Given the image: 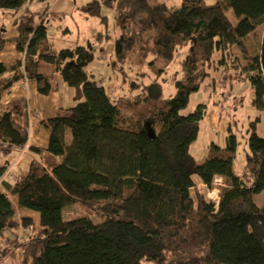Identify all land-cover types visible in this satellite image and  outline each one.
<instances>
[{
    "label": "trees",
    "instance_id": "trees-1",
    "mask_svg": "<svg viewBox=\"0 0 264 264\" xmlns=\"http://www.w3.org/2000/svg\"><path fill=\"white\" fill-rule=\"evenodd\" d=\"M33 1L0 0V12L17 15ZM104 4L115 11L120 30L114 69L123 71L136 45L133 24L145 15L140 32L148 35L139 43L140 57L173 61L188 48L180 59L186 74L175 79L170 98L156 80L132 82L133 97L114 98L87 71L95 59L91 44L50 51L44 19L50 6L37 26L15 18L14 38H3L6 26L0 24V52L13 45L22 56L0 63V142L19 150L28 145V102L5 103L27 80L48 96L61 78L78 91L75 100L83 97L41 122L48 147L34 149L38 159L19 179L8 182L0 168V264H264V206L254 201L264 190V138L253 125L242 173L234 169L238 142L232 127L225 146L212 144L198 162L190 148L208 106L184 113L212 71H222L224 80L249 81L254 103L264 105V36L257 47L247 43L264 28V0H183L175 10L148 0ZM100 6L83 9L99 16ZM216 188L217 202L208 197ZM11 196L19 208L39 214L38 226L31 217L17 220ZM72 207L80 214L68 216ZM21 229L26 234L19 236ZM6 234L15 235L14 242L5 244Z\"/></svg>",
    "mask_w": 264,
    "mask_h": 264
},
{
    "label": "rangeland",
    "instance_id": "rangeland-1",
    "mask_svg": "<svg viewBox=\"0 0 264 264\" xmlns=\"http://www.w3.org/2000/svg\"><path fill=\"white\" fill-rule=\"evenodd\" d=\"M55 0H51L52 5ZM150 4L165 2L170 10L181 7L183 0H148ZM206 3H215L218 0H204ZM226 2L227 0H222ZM39 0L29 3L25 9L21 10L17 15L8 12H0V24L6 26V35L16 31L13 29V21L15 18H21L29 22L33 26H37L41 21V15L44 14L45 6L38 5ZM91 3H99L100 15H91L85 11L84 6ZM53 12L45 17V23L49 27L50 51L58 53L63 48H73L76 45L88 46L91 44L95 50V59L88 66L87 71L94 77V80L101 82L102 85L109 88L114 98L117 97H133L137 93V89L132 82L148 85L153 81H157L163 87V97L170 98L175 93V79H181L185 76L186 70L181 65L180 59L185 56L188 48L180 52V56L173 61L165 60L161 57L150 55L143 59L138 52V46L148 33L140 32V24L145 19V15L136 19L133 29L136 32V45L127 54L124 60L123 71L114 69L112 63L114 61L113 48L116 39L120 34V30L116 25L115 11L104 4V0H59L57 7L53 8ZM58 12V15H54ZM230 21L236 25L238 18L233 10L227 11ZM102 17L105 18L102 22ZM153 33V32H152ZM264 36V28L260 27L255 30L247 39L249 45L257 47L258 43ZM118 68L121 64L117 65ZM121 68V67H120ZM221 72H211V76L202 86L200 91L194 93L190 97V102L184 113L193 111L198 105L205 104L209 108L212 107L214 101H222L221 109L231 123L232 131L237 137L238 147L236 159L234 161V169L237 173H242L246 154L249 150V136L251 128L256 125L257 132L260 137L264 138V105L254 103L255 96L249 81H239L237 79L224 80L221 79ZM60 81L62 79L60 78ZM215 84V85H214ZM73 90V97L79 96L78 91ZM68 93L62 91V96L67 97ZM83 97L75 101L76 105L82 101ZM229 133L223 134L218 130L212 129L209 125H202L198 139L192 144L190 151L198 162H203L207 157L209 145L212 141L225 146ZM72 142V133L69 129L67 132V145ZM196 181L199 178L194 177ZM217 189V188H216ZM215 192V191H213ZM213 192L208 197L217 202V197L213 196ZM11 201L17 209V220L21 221L23 217H31L34 225H39V214L18 207L17 200L11 196ZM254 201L259 207L264 206V190L254 196ZM68 216L80 214V210L72 207L67 211ZM26 231L21 229L18 235H25ZM15 235L6 234L3 242L11 244L14 242Z\"/></svg>",
    "mask_w": 264,
    "mask_h": 264
},
{
    "label": "crops",
    "instance_id": "crops-1",
    "mask_svg": "<svg viewBox=\"0 0 264 264\" xmlns=\"http://www.w3.org/2000/svg\"><path fill=\"white\" fill-rule=\"evenodd\" d=\"M38 5L45 6V10L50 6L49 10L44 15L45 18L50 12H53L55 6L57 7L58 1L49 5L46 2L39 0ZM12 26L16 31H13L10 36L6 35L7 30L3 31V38L10 39L18 35L17 26H14L13 24ZM21 58V54L13 45L6 47V49L0 52V63H11L20 60ZM62 91L68 93L67 97L62 96ZM72 91L73 90L67 88L66 83L60 81L57 92L48 96H42L38 93L36 82L27 80L23 84L16 86L12 93L6 97L5 103L21 100H26L28 102L29 140L28 145L23 150L16 149L8 144L0 142V168H6L4 175L5 180L8 182L16 181L27 171L30 161L32 159H38V154L34 149L41 151L47 149L49 133L44 129L41 122L53 118L60 108L73 107L75 104V98L73 97ZM221 102L222 101L220 100L214 101L212 107H208V113L203 120L202 125H209L212 129L226 134L229 133L231 123L221 109ZM212 144L222 146L219 143L212 141L209 147Z\"/></svg>",
    "mask_w": 264,
    "mask_h": 264
},
{
    "label": "bare ground",
    "instance_id": "bare-ground-1",
    "mask_svg": "<svg viewBox=\"0 0 264 264\" xmlns=\"http://www.w3.org/2000/svg\"><path fill=\"white\" fill-rule=\"evenodd\" d=\"M214 191H215V192H213V196L217 197L218 189H215Z\"/></svg>",
    "mask_w": 264,
    "mask_h": 264
},
{
    "label": "built area",
    "instance_id": "built-area-1",
    "mask_svg": "<svg viewBox=\"0 0 264 264\" xmlns=\"http://www.w3.org/2000/svg\"><path fill=\"white\" fill-rule=\"evenodd\" d=\"M220 181H221L220 179H217V180H216V182H217L218 184L220 183Z\"/></svg>",
    "mask_w": 264,
    "mask_h": 264
}]
</instances>
